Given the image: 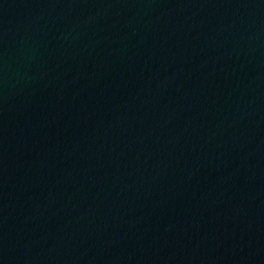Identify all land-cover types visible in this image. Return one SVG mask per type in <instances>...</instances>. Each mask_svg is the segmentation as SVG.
Masks as SVG:
<instances>
[{"label":"water","instance_id":"water-1","mask_svg":"<svg viewBox=\"0 0 264 264\" xmlns=\"http://www.w3.org/2000/svg\"><path fill=\"white\" fill-rule=\"evenodd\" d=\"M0 264H264V0H0Z\"/></svg>","mask_w":264,"mask_h":264}]
</instances>
